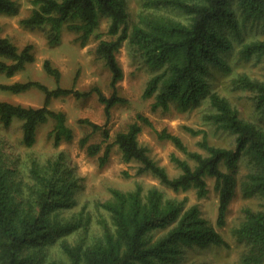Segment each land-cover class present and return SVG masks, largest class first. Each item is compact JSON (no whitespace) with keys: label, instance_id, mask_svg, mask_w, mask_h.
<instances>
[{"label":"trees","instance_id":"1","mask_svg":"<svg viewBox=\"0 0 264 264\" xmlns=\"http://www.w3.org/2000/svg\"><path fill=\"white\" fill-rule=\"evenodd\" d=\"M238 1V3H237ZM166 6L182 12L184 19L176 20L162 15L143 16L139 23L130 25L126 0H31L32 12L21 20L29 27L49 26L48 42L51 47L62 42V29L79 33L81 45L88 44L96 33L103 17L111 20L108 33L117 35L115 40L101 39L96 52L105 59L112 71V86L123 79L124 71L117 59V51L128 40L153 66L155 73L146 87L144 97L155 93L152 109L167 110L171 101H179L186 107L209 98L213 111L207 119L219 128L230 131L236 138L235 146L213 145L204 134L200 146L204 153L191 151L181 136L167 129L157 131L160 139L170 140L193 160L172 154V161L181 169L171 176L166 167L159 164L149 153L147 146L139 141L143 125L154 127L151 119L138 113L136 120L126 130L116 134L107 143L100 163L106 164L113 145H118L125 161H137L139 173L150 172L162 184L175 191L196 189L199 197L210 192L207 177L215 178V189L219 192V226L226 224L229 205L236 195L239 180L238 167L244 154L250 155L256 169L242 182L246 196L264 197V127L245 119L239 109L218 91L210 89L208 78L211 64L230 69L227 54L234 46L232 32L240 34L241 27L255 20L264 19V0H160ZM237 3V5H236ZM238 8H237V7ZM17 0H0V13L17 14ZM131 26V27H130ZM241 59L264 55V39L241 42ZM0 72L13 76L36 59L33 45L20 49L9 37L0 34ZM44 68L58 83L51 89L41 81L1 84L0 89L14 93L38 87L44 92L41 106H25L21 103L0 100V121L5 126L14 120L22 121L23 142L32 147L37 142L41 124L53 120L54 143L74 138V130L67 123V113L51 107L56 97L74 95L89 96L96 92L105 105L107 117L114 105L125 103L127 98L115 92L107 97L101 87L93 86L87 91L61 87L62 72L46 59ZM77 73L75 82L78 79ZM239 84L257 93V107L264 108V82L248 75H240ZM101 130L104 140L111 138L110 129L90 120L81 119ZM108 122V121H107ZM193 134L201 131L188 128ZM89 135L81 138L88 153L98 155L100 143H89ZM64 152L59 158L42 167L32 162L30 172L34 183L30 194L24 183L18 180L17 172L6 163L0 153V264H171L180 259L186 245H216L229 247L230 242L202 215L198 204L186 206L185 201L167 197L158 187L145 190L136 188L123 191L112 188V198L100 203L111 216L112 226L104 225L103 235L89 245L71 244L62 241L64 259L47 260L43 248L58 238L69 235L83 224V217L63 218L61 212L76 205L75 191L78 187L73 169L64 167ZM244 217L234 229L241 242L250 245L242 257V264H261L264 259V209L246 208ZM161 231L163 233L159 234Z\"/></svg>","mask_w":264,"mask_h":264},{"label":"rangeland","instance_id":"2","mask_svg":"<svg viewBox=\"0 0 264 264\" xmlns=\"http://www.w3.org/2000/svg\"><path fill=\"white\" fill-rule=\"evenodd\" d=\"M126 1L131 26L139 23L143 16L154 14L176 20L184 19L181 11L166 6L160 0ZM17 2L20 5L19 13L0 15V33L9 37L20 49L32 44L36 59L29 62L25 69L20 70L14 77H8L6 73L0 72V85L32 80L41 81L51 89L57 88L56 79L44 68L45 60L49 59L62 72L59 82L61 87H74L81 91H87L98 85L107 97H111L117 92L118 95L127 98L125 103H119L112 107L109 118L105 111V105L100 103L96 92L84 97L68 95L54 98L50 103L51 107L64 110L67 113V123L74 130V138L70 141L63 140L59 145L54 143L52 131L55 123L53 120L39 126L37 142L32 147H27L23 142L21 120H14L9 127L0 121V153L6 159V163L16 170L17 178L24 183L23 187L27 195L30 194V184L34 183L30 172L32 162L36 161L42 167H47L49 161L55 162L61 152H64V167L72 168L73 176L77 180L76 205L61 212L60 216L68 219L82 216L84 222L69 235L46 244L42 251L46 259H68L62 249L64 239H67L71 244L82 242L89 245L101 237L105 231L104 225L112 226V220L110 214L100 206V203L112 198V188L129 191L135 189L137 184H141L145 190L156 186L167 197L185 201L187 207L198 204L202 215L230 242L229 247L186 245L182 247L183 252L180 259L171 264H242V257L250 250V245L240 242L234 234V229L243 219L246 208L264 209L263 196H246L242 190V182L257 167L250 155L244 154L240 159L237 170L239 186L229 205L224 226H219L217 223L220 197L219 192L215 189L214 177H207L210 188L208 195L199 197L195 188L187 191H175L162 184L150 172L139 173L140 163L135 160L125 161L118 145L111 147L106 164L102 166L100 163V157L104 155L107 143H111L118 132L126 130L128 125L136 120L138 113L148 116L154 125L153 128L143 125V130L139 135L140 143L148 147L150 155L159 164L165 166L171 176H177L181 172V169L172 161V154L188 159L192 165L194 162L173 142L160 139L157 131L167 129L169 132L181 136L192 152H205L199 144L204 134L213 145L235 146L236 138L230 131L219 128L207 119V116L213 111L209 98L204 97L199 103L188 107L175 100L171 101V106L167 110L162 108L153 110L152 103L157 94L144 97V93L155 70L128 40L123 42L116 53L123 68L124 77L117 84L116 89L112 86V71L105 59L100 58L96 52L101 39L115 40L118 37L108 33L111 23L109 17H103L99 28H97L96 33L102 35L100 39L94 34L88 44L82 46L80 40L77 39L79 33L64 28L62 29V42L51 47L48 42L49 26L29 28L21 24V20L32 12L31 0H17ZM232 35L234 46L226 52L230 69L211 64V71L208 75L210 89L227 97L239 109L242 117L264 127V108L257 107V93L244 88L238 81L240 75H248L254 80L264 82V55H255L247 60L241 59L239 55L241 42L264 39V19L249 21L247 25L241 27L240 34L232 32ZM77 73L79 76L75 82ZM44 99V92L38 87H32L19 93L0 89V100L21 103L25 106H41ZM81 119L90 120L100 125L107 123L111 133L110 140H104L102 129L94 130L88 123L81 122ZM188 128L201 132L193 134ZM86 135L90 137L89 143L102 145V150L98 155H90L87 145H81L80 140ZM161 233L163 231L158 235ZM261 264H264V259Z\"/></svg>","mask_w":264,"mask_h":264},{"label":"crops","instance_id":"3","mask_svg":"<svg viewBox=\"0 0 264 264\" xmlns=\"http://www.w3.org/2000/svg\"><path fill=\"white\" fill-rule=\"evenodd\" d=\"M2 14H4V13H0V15H2ZM8 15H11V14H8ZM1 34V33H0ZM0 58H2V59H5V58H3V57H0ZM6 60V59H5ZM19 72V71H18ZM17 72V73H18ZM16 73V74H17ZM16 74H14L13 76H8V77H14ZM15 82H20V81H15ZM15 82H13V83H15ZM98 98H99V96H98ZM101 103V102H100ZM103 104V103H102Z\"/></svg>","mask_w":264,"mask_h":264}]
</instances>
